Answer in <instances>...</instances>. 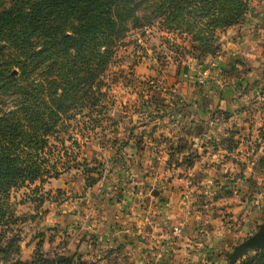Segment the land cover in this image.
<instances>
[{
    "label": "rangeland",
    "instance_id": "rangeland-1",
    "mask_svg": "<svg viewBox=\"0 0 264 264\" xmlns=\"http://www.w3.org/2000/svg\"><path fill=\"white\" fill-rule=\"evenodd\" d=\"M153 4L102 78L100 125L76 113L52 140L58 175L13 191L24 258L229 264L264 222V0L210 48L146 22Z\"/></svg>",
    "mask_w": 264,
    "mask_h": 264
},
{
    "label": "trees",
    "instance_id": "trees-1",
    "mask_svg": "<svg viewBox=\"0 0 264 264\" xmlns=\"http://www.w3.org/2000/svg\"><path fill=\"white\" fill-rule=\"evenodd\" d=\"M152 2L146 22L159 20L173 32L183 27L180 33L210 48L218 30L244 20L251 0H0V256L5 264L78 261L62 252L49 256L41 248L24 258L19 225L26 220L12 201L13 191L58 175L56 167L47 169L52 140L66 146L61 133L76 113L88 120L80 129L100 125L102 78L128 32L142 28L138 13ZM68 155L64 148L63 156ZM238 264H264V250Z\"/></svg>",
    "mask_w": 264,
    "mask_h": 264
},
{
    "label": "water",
    "instance_id": "water-1",
    "mask_svg": "<svg viewBox=\"0 0 264 264\" xmlns=\"http://www.w3.org/2000/svg\"><path fill=\"white\" fill-rule=\"evenodd\" d=\"M264 250V222L259 225L258 231L241 244L237 245L228 255L229 264H237L251 252Z\"/></svg>",
    "mask_w": 264,
    "mask_h": 264
},
{
    "label": "crops",
    "instance_id": "crops-1",
    "mask_svg": "<svg viewBox=\"0 0 264 264\" xmlns=\"http://www.w3.org/2000/svg\"><path fill=\"white\" fill-rule=\"evenodd\" d=\"M59 180H60V178L57 179L56 181H59ZM101 241H102V242L107 241V238H106V237H103V239H101ZM78 242H79L82 246L85 245L87 248H91V247H89L88 244L86 243V240H84L83 242H81V241H78ZM89 242H91V241H89ZM78 246H79V245H78ZM78 246H77V247H78ZM93 247H94V246H93ZM95 249H96V247H94V250H95ZM96 250H97V249H96ZM54 251H56V250H54ZM97 251H98V250H97ZM97 251H96V252H97Z\"/></svg>",
    "mask_w": 264,
    "mask_h": 264
}]
</instances>
